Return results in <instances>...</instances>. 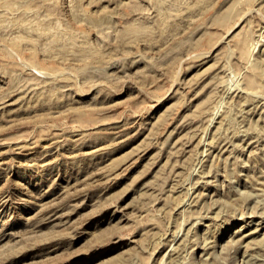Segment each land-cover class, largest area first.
<instances>
[{"label":"rangeland","instance_id":"374dc122","mask_svg":"<svg viewBox=\"0 0 264 264\" xmlns=\"http://www.w3.org/2000/svg\"><path fill=\"white\" fill-rule=\"evenodd\" d=\"M0 264H264V0H0Z\"/></svg>","mask_w":264,"mask_h":264}]
</instances>
